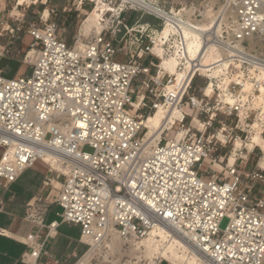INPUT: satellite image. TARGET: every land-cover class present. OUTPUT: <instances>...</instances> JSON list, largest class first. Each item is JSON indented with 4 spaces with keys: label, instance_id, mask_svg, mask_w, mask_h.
<instances>
[{
    "label": "built area",
    "instance_id": "obj_1",
    "mask_svg": "<svg viewBox=\"0 0 264 264\" xmlns=\"http://www.w3.org/2000/svg\"><path fill=\"white\" fill-rule=\"evenodd\" d=\"M140 1L151 10L107 0L99 31L72 44L43 14L16 21L31 2L0 12V57L21 34L34 53L29 73L0 71V210L1 192L40 159L45 185L60 180V222L79 226L86 246L74 264H175L155 252L171 233L198 264H264V199L252 195L264 166L242 161L256 147L244 154L251 134L264 136L262 0ZM159 109L179 112L168 125L179 132L149 144L145 121ZM231 141L244 144L221 155ZM43 200L26 208L37 226L24 238L29 264L58 225L45 224Z\"/></svg>",
    "mask_w": 264,
    "mask_h": 264
},
{
    "label": "crops",
    "instance_id": "obj_2",
    "mask_svg": "<svg viewBox=\"0 0 264 264\" xmlns=\"http://www.w3.org/2000/svg\"><path fill=\"white\" fill-rule=\"evenodd\" d=\"M44 12L48 15V10ZM49 174L47 163L37 159L32 166L20 173L7 190L1 192L3 207L0 210V264H29L21 259L27 250L24 238L34 232L37 226L25 215L27 205L38 196L44 199L45 224L58 222L56 229L45 242L46 255L41 256L39 264H56L55 260L57 264H74L84 253L86 246L79 241V226L60 222L61 207L55 201L60 180L54 179L52 187L45 185ZM42 232H45L44 228Z\"/></svg>",
    "mask_w": 264,
    "mask_h": 264
},
{
    "label": "rangeland",
    "instance_id": "obj_3",
    "mask_svg": "<svg viewBox=\"0 0 264 264\" xmlns=\"http://www.w3.org/2000/svg\"><path fill=\"white\" fill-rule=\"evenodd\" d=\"M19 1L20 0H0V12L2 17L6 18L11 8L15 6L16 3L19 4ZM79 1L80 0H22L21 4L23 5L31 3L25 11L19 6L15 9L14 12L18 16L16 21H20L21 23L24 22L25 24L34 23L38 22L40 16L44 14L43 16L48 17V21H54L57 24L58 36L66 43L72 44L77 37L81 39L79 42L83 43L94 32L92 28L94 26V16L92 15V11L94 8H103V4L106 3L107 0H93L92 2H90V0H83L81 5H79ZM45 10H48V15H46L47 13L45 14ZM129 17L130 20H132L134 14H131ZM144 20L155 25V19L152 16L145 15ZM83 27H86V29H83ZM30 40L31 38L28 35L21 34L19 38L13 40L12 45L7 46L8 51L0 57V71L2 72V75L12 77L30 72L32 60L34 58L33 52L28 53V44ZM5 42V38H0V43L4 44ZM203 82L204 81L201 79L197 80L195 87L197 88ZM263 96L264 90L261 94V99ZM175 125L162 134L163 141L179 132L176 130ZM256 136H258L256 139L253 137V142L256 143L254 151L249 153L246 159L242 160L245 162L246 170L253 169L257 164H264V136L262 138L259 134ZM248 142L249 141H246L247 144ZM237 143L240 142L238 141ZM243 144L244 143H242V145ZM238 145L239 144L236 145V143H233L232 141L227 143L226 146L221 149V155L226 154L228 156L230 152H233L234 149L238 148ZM83 150L90 152L91 148L85 146ZM248 150H250V148L247 145L244 154L246 151L248 152ZM2 151L3 147L0 146V156ZM230 157L233 158L232 156ZM231 162L232 161L230 160V163ZM215 169L220 170V166H215ZM217 175L220 176V173H217ZM252 195L264 199V180L257 181L254 184ZM226 224L227 219L224 218L220 222V228L223 229Z\"/></svg>",
    "mask_w": 264,
    "mask_h": 264
},
{
    "label": "bare ground",
    "instance_id": "obj_4",
    "mask_svg": "<svg viewBox=\"0 0 264 264\" xmlns=\"http://www.w3.org/2000/svg\"><path fill=\"white\" fill-rule=\"evenodd\" d=\"M124 1L134 3L141 7L151 10V8L148 5H146L140 0H124ZM21 3L22 0L19 1V4ZM262 3L264 5V0H262ZM99 9L102 8H94V10L92 11V15L94 16V26L92 28L94 32H98L100 29V17L98 13ZM83 29H86V27H83ZM193 46L194 43L190 42L189 44L190 51H193L194 49ZM164 64L167 68H169L170 71L174 72V68H175L174 60L172 59L165 60ZM263 90L264 87L260 89V95L258 96V98L264 101V96L261 99V94ZM176 117H179V112L176 109H171L166 115L161 109L157 110L154 114H150L145 121L146 126L150 128L149 144H153L155 142V139L160 138L165 130H169L170 126L168 125H170V123L173 122V119ZM254 134L256 136L259 133L255 132L251 135L250 141L247 144L249 148L256 146L255 145L256 143L253 142V137L254 139H256L258 136L255 137ZM260 137L262 138L261 135ZM237 142L236 145L239 144L237 147H240L242 143H237ZM45 158L48 161L52 159L49 155H46ZM233 159L234 158L230 157L229 162L230 160L233 161ZM260 166L262 167L264 166V164H260ZM170 235L171 237L166 240V243L161 246V249L155 245V252L161 253L165 258H167L168 260H170L175 264H198L197 254L179 236L175 235L174 233H171ZM157 236H161L162 238H164L165 234L161 229H158L155 230V237ZM146 246L149 247L148 244ZM187 250H189V252H186ZM149 254H151V250L149 251Z\"/></svg>",
    "mask_w": 264,
    "mask_h": 264
}]
</instances>
